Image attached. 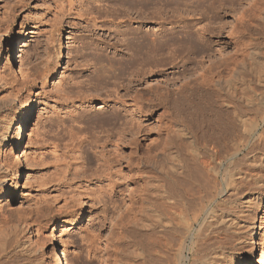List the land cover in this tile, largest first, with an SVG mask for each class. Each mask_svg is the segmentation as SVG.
<instances>
[{
  "label": "rangeland",
  "instance_id": "obj_1",
  "mask_svg": "<svg viewBox=\"0 0 264 264\" xmlns=\"http://www.w3.org/2000/svg\"><path fill=\"white\" fill-rule=\"evenodd\" d=\"M117 1L120 2L0 0V83L3 84H0V113L14 117V134L19 131L23 108L33 98L32 115L19 145L20 152L12 153L11 138L7 150L0 155L9 164L7 171L0 170L7 184L5 195L0 198V212L5 217L0 216V234H4L0 235V242L4 243L6 256L2 259L10 258L12 264H52L48 243L56 222L59 225L54 234L58 239L60 264H179L177 249L180 238L186 235L185 227L178 222L175 233L163 231L147 213L148 206L160 207V200L149 191L161 174L160 157L151 160V156L172 139L175 123L182 124L188 119L177 105L183 108L189 101L207 104L208 93L202 92L208 87L199 84L200 81L209 75L213 65L239 55L241 41L251 42L260 32L264 33V22L253 21L259 33L252 30L250 37H238L237 31L247 23L246 15L255 0H169L167 5L166 0L162 3L163 0H154L155 9L157 4L163 5L161 9L157 7L156 14L160 17L155 15L154 21L144 19V15H151L147 3L141 8L133 5L132 0H121L120 5ZM123 3L126 6L129 3V8ZM137 27L156 29L158 37L172 36V41L190 33L189 36L196 38L193 44L204 50L197 51L199 48L190 53L179 47L176 52L166 49L157 72L145 76L146 83L127 84L134 77L131 68L127 69L130 74L121 75L124 81L121 76H110L109 72L105 76L101 66L116 58L127 61L128 52L121 39ZM23 39L26 45L21 65L17 63L15 48L24 44ZM181 41L176 42L184 40ZM255 42H261L260 56L251 65L253 72L244 73L249 84L247 89L244 87V97L251 95L252 105L240 100L235 103V111L242 113L246 122L259 120L260 123L256 130L242 135L238 127L229 124L226 135L235 143L244 144L235 166L242 173H255L264 179L263 168H251V157L264 154V98H255L251 91L254 88L264 95V40L259 38ZM96 60L103 61L98 65ZM197 62L204 68L190 76L198 67ZM60 65L63 67L58 69ZM185 67L192 69L183 73ZM183 75L189 76L186 81ZM164 78L170 79L166 93L152 87ZM146 84L154 85L147 89ZM11 85L17 91L14 97L6 91ZM78 94L84 97L83 101L78 100ZM124 94L125 101L121 104L117 96ZM6 97L13 100L7 102ZM116 111L121 112L119 121L113 118ZM104 114H109L111 121L100 126ZM130 115L139 117L142 130L138 141L133 142V131L126 129L130 132L125 137L121 173L107 153L112 145L105 148L103 144L107 134L115 140L123 126L131 125ZM126 121L130 122L126 124ZM179 140L183 146L184 137ZM218 149L223 151L225 147L220 143ZM20 163L23 168L16 176ZM229 165H234L229 158L222 162L219 178L229 170ZM237 180L238 188L244 193L240 200L228 197L229 192L222 184V193L200 207L201 216L215 209L234 217L238 226L222 228L216 232L217 240L223 242L226 253L243 258L245 264H258L264 246V193L257 207L251 201L248 205L249 195L261 191L247 190L249 184ZM165 182L169 184L168 180ZM2 185L4 182L0 183V189ZM21 222L28 225L25 227ZM171 238L173 241L167 244ZM22 240L29 245L26 253L17 248V241Z\"/></svg>",
  "mask_w": 264,
  "mask_h": 264
},
{
  "label": "bare ground",
  "instance_id": "obj_2",
  "mask_svg": "<svg viewBox=\"0 0 264 264\" xmlns=\"http://www.w3.org/2000/svg\"><path fill=\"white\" fill-rule=\"evenodd\" d=\"M164 1L165 0L160 2L162 3ZM255 1L253 5H251V8L249 9V13L246 15L248 18L247 23L242 25L240 30L237 31L239 33L238 37H244V36L250 37L252 34V30H256L257 32V25H254L253 21L259 23L264 22V0H255ZM127 2H129V0ZM119 3L122 4L121 0ZM119 3L117 1V5H120ZM145 3H147L146 5H148L147 8H149V10L151 9L150 11H147L150 12L151 15L150 17L149 16L146 17V15H144L145 18L143 16L142 17L148 20L149 18H151L154 21L155 15H158L156 13L159 12L157 10V7H159V5L157 4V7L155 9L156 5L154 4H156V2L154 0H132L133 5H140L141 8H143L144 6L146 7ZM168 3L169 0H166V5ZM123 5L126 6V3L125 4L123 3ZM128 5L129 3H127V6ZM160 6L162 7L163 5ZM161 7L159 8L161 9ZM224 7L225 6H223V8ZM147 14L149 15V13ZM161 18L163 19V17ZM141 28L138 27L135 29L133 28L132 31L129 30L128 34L126 35L124 32L125 36L121 35L123 37V39H121L123 42L121 43H123L125 47L124 49H127L126 51L128 52V57L126 59L127 61L124 62L125 61L124 58L122 59L120 58L121 60L120 59L118 60L116 58L113 61L117 60V62L110 61L106 63V65L103 63V65L105 66L104 67L101 66L100 68L103 69L101 71H103L104 74L106 72H109L110 76L116 75V77L119 78L125 72L129 73L128 68H131L132 70L129 71L131 75H133L134 77L129 78L128 82L126 81L127 84H133V83L138 84L143 81L146 83L144 79L145 76L148 77L157 72L156 68L159 67L158 65L163 61L162 58L166 53V49H171L175 51L177 47H179L178 49L191 53V52H195L197 49L200 48V46L199 48H197V46L193 44L196 38L194 40L191 36H189L190 33H187L188 35L184 34L183 37L181 36L182 37L181 39H179V37L178 38L175 37L179 40L182 41L184 40L183 42L181 41L182 43L179 42L180 43L179 44L176 42L179 41L177 39L176 40L174 39V41H172L173 40L172 36H168L164 39L160 38V36L158 37L159 33H157L158 30L156 29L142 30ZM205 29L207 28H204L203 30ZM188 30L187 32H189ZM165 31L167 34L172 33V32H167V30H163V32ZM194 33H196V31ZM259 38L264 40V33L260 32L256 39L252 38L251 42L247 43L241 41L238 50L240 52L239 55L231 56L229 57L228 60L224 62L216 63L210 68L208 72L209 75L205 76L203 78V81H200L199 83L206 85L208 87L207 88L208 90H204L202 92V93H208L207 94L208 96H206V98L209 99L207 101L208 103L207 104L202 103L203 105H200L201 104L200 102L192 103V101H189L190 103L184 106L183 108H181L180 104H178L177 105L178 110L180 111L184 110L188 115V119L186 120V122L182 124L175 123L172 139L167 140L164 146H162L160 150H158L151 156V160H154L156 157H160L158 163L160 165L161 174L157 179L158 183H156L154 187L151 188V190H149L152 192L151 195L153 196V198L160 200V205H158L160 207L156 209L148 206L146 207L147 213L148 215L153 216L156 225L158 227H161L162 228L161 230L163 231L175 233L178 228L177 227L178 222L182 223L183 227H185L186 235L183 238H180V241L178 243L179 247L177 249L179 264H187V262L188 264H245L246 263V261L243 258H239L237 255L233 253H226L225 252L226 249L223 242L217 240L218 233L216 232L218 231L221 232L222 228L227 229L231 227L233 228L237 227L238 226L237 220L234 217H231L229 214L219 212L218 210L215 209L207 211L205 212L204 216H201L202 215L201 211L203 210V209L201 210V208L204 207L203 206L204 203L207 204L208 202L213 201L216 198V196L222 193L223 189H221L220 187L222 186V184L226 187V191L229 192L228 197H233V196L239 197L240 200V197L244 195V193L243 190H240L238 188L237 179L243 180L249 184L248 185L249 189L247 190L254 191V189H256L258 191H261L260 193L258 192L259 194H255V196L254 194H250L249 195L250 198L247 196L249 198V199L247 198L248 199L247 201L245 200L247 203L251 201L250 202L251 205L253 204L252 206L257 207L258 203H260V201L263 199L261 195V193H264L263 177L261 175H254L255 173L254 174L253 173L251 174L249 172L248 174L246 172L242 173V171L237 166H235L237 159L236 156H238V153L239 151H241V147L244 144L235 143L234 141H232L231 138H229L226 135L229 124L233 125L234 127H238V131L242 135L244 133L247 134L249 132L256 130V128L260 123L259 120H257L256 122L255 121L246 122L242 113H238L235 111L237 110L235 103L240 100H244L245 104L251 103L252 105L253 98L251 97V95L244 97V91L249 87L248 80L245 79L244 73L246 71L253 72L254 70L253 68H251L252 67L251 65L254 64L253 62L255 61L256 57L260 56L258 51V46L259 43L261 42H255ZM198 41L197 43H199ZM21 43L22 44L24 43V39L22 40ZM25 45L26 43H24L21 46L17 45L15 48L16 50L15 52L18 53L16 58L17 63L19 62V64L21 65L23 64L22 55L24 53L23 47ZM192 45L196 46L194 47L196 49H194ZM12 47L13 46L11 45V48ZM201 48L202 50H204L203 47ZM201 48L197 51H201ZM168 54L171 55L170 58H172V60L174 61L175 57L173 54H171V51H169ZM105 58L103 59L104 61ZM59 60L61 61L60 57ZM98 60H96L97 63ZM103 60H101L100 63H98V65H100ZM105 62H107V60ZM199 64L202 63L196 64L198 67L194 65V67L197 68L193 69V72L189 70L190 72H192L190 76L195 74L198 71L197 69L201 70L202 68H204L203 65L199 66ZM62 65H60L58 69H61L63 67ZM190 68L185 67L181 71L184 73L187 71L186 69H190ZM116 70L118 71L115 74ZM109 73L107 75H109ZM98 75H96V77ZM107 75L105 74V76ZM182 77L186 81L189 76L183 75ZM121 78H123L122 80L124 81V77L121 76L120 79ZM262 78L264 82V75H262ZM95 80L96 79H94V81ZM169 81H170L169 78H164L162 80V83H164V85L162 83H160L162 85L158 84L159 81L157 83L156 82L154 83L157 86H155L154 84H150V85H154L152 86L153 88H157V87L161 88L166 93L169 90L167 88ZM150 85L146 84V88L148 87L147 89H150L151 88ZM121 86L123 87V85ZM252 89L254 88H251V91L254 94L255 98L259 100L264 98L263 97L264 95L261 92L259 93L255 89L254 91ZM14 90L12 85L10 88H6L7 93L9 92V95L11 94L10 96L12 97H14V95L17 92V91L15 92ZM6 94L4 96L8 95ZM125 94L123 96L122 95L117 96V100H119L118 102L124 103L125 100L123 98H125L128 93L126 95ZM78 95H77L78 100L83 101L84 97L80 94ZM202 96L203 95H200L201 102H202L201 100ZM12 97L7 98L6 101L7 102L12 101L13 100ZM32 99L33 98H30L29 102L23 108L25 110L22 113L21 118H19L21 119L19 131L15 134L13 130L14 117L10 116V113L6 114L7 112L0 113V155H3V152L7 150V146L9 144L8 141L11 138L13 141L12 153L15 155L16 153L20 152L19 145L23 141L24 133H26L25 130L29 126L28 122L30 116L32 115V103H33ZM2 101L4 102V99ZM218 101H220V104ZM115 103H117V101ZM227 110L228 111L232 110V111L228 112ZM120 113H121L120 111L119 113L116 111L114 113L113 118L118 119L119 121L118 116H120L119 115ZM101 118L102 119L100 126L105 125L107 121L108 122L111 121L110 120L111 116L109 114H104L102 115ZM129 120L131 121L130 123L131 125L127 126V128L123 126L122 129L117 132V136L115 140L112 139L111 134H107L106 136L107 138L105 139L103 144L105 148L108 146V144L112 145V148L110 150H107V153L110 154V159L114 160L115 164L118 165L119 167L118 171L119 172L121 171V173L123 171V167L121 166V164L124 161L125 147L127 145L125 137H126V133L130 132L127 131L128 127L130 128L129 130L133 131L132 132L134 136L132 139L133 142L138 141L139 139L138 135L141 134V130H142V124L139 117L135 118L134 115L132 116L130 115ZM129 122L126 121L125 123L128 124ZM181 136H183L185 139V143L183 146L181 145L179 140ZM199 137L201 138V141L199 140ZM220 143L223 144L225 150L221 151L220 149H218ZM2 158L0 157V170L4 169V171H7L9 164L7 162L6 163L4 162L6 159L2 161L3 160ZM227 158H229L230 162L234 165L232 166L229 165L230 167L228 168L229 170H225V172L219 178L220 176L219 168L222 162ZM251 158L253 160V164H251L252 169L257 167L264 169V154L263 156L253 155ZM22 168L23 167L21 166L20 163V169H18L16 176L19 175V172L21 171ZM166 180L169 181V184L165 182ZM3 182L4 185H2L0 189V198L5 195L4 188L7 186L6 179L2 177V175L0 174V183ZM1 202L2 200L0 199V203ZM250 203L248 205H250ZM82 212H83V207H82ZM80 215L81 212L79 216ZM0 216H3V212H0ZM21 223H22L21 225L24 226L28 225L26 224V222H24V224L23 222ZM58 225L59 223L57 224L56 222L55 226H53V229L50 232L51 234H49V236L51 237L49 238L50 240L48 246H49V251L51 252L50 258L52 264H60V256H59L60 254L58 253V239L55 236L56 234H54V231ZM252 225L254 226V224ZM1 237L2 236H0V238ZM5 237L6 235L3 238ZM172 241H173L172 238L169 239L167 244H169ZM2 242H0V264H8V263L12 264L11 263L12 259L10 258L2 259L6 257L4 254L5 249H2L4 245V243ZM16 244H17V248H19L21 252L26 253L29 251L28 250L29 245H27L26 240H22L19 242L17 241ZM170 246L172 247L171 244ZM259 254L260 255L258 257L259 259L257 263L264 264V246ZM240 261H242V263H239Z\"/></svg>",
  "mask_w": 264,
  "mask_h": 264
}]
</instances>
